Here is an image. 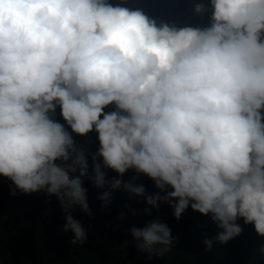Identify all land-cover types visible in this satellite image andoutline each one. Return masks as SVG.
<instances>
[{"label": "clouds", "instance_id": "obj_1", "mask_svg": "<svg viewBox=\"0 0 264 264\" xmlns=\"http://www.w3.org/2000/svg\"><path fill=\"white\" fill-rule=\"evenodd\" d=\"M194 12L206 26L109 0H0V177L13 196H55L72 244L87 240L71 215H91L84 178L108 189L105 207L123 188L177 221L189 208L210 216L220 245L241 219L264 237V0H201ZM93 132L89 153L75 137ZM130 170L158 191L124 181ZM130 234L148 260L175 244L159 220Z\"/></svg>", "mask_w": 264, "mask_h": 264}, {"label": "trees", "instance_id": "obj_2", "mask_svg": "<svg viewBox=\"0 0 264 264\" xmlns=\"http://www.w3.org/2000/svg\"><path fill=\"white\" fill-rule=\"evenodd\" d=\"M109 2L140 8L149 16L167 22L189 21L193 26H206L208 23V16L201 19L194 12L195 4L201 0ZM56 118L64 123L59 109ZM75 139L89 153H95L99 148L95 132L86 138L77 136ZM88 163L91 174L90 156ZM105 171L108 179L119 178L112 170ZM134 178L135 183L144 184L147 194L158 191L153 181L143 175L137 177L133 170L122 179L127 182ZM82 186L87 190L91 215H84L78 207L71 215L85 228L87 240L83 244H72L73 233L63 230L66 214L55 196L49 198L44 192L25 195L19 191L13 196L10 194V189L14 190L11 181L0 177V264H264V257L256 251L264 246V237L257 235L253 225H244L242 219L237 221L243 228L242 234L226 245H220L215 242L220 230L210 216L194 213L189 208L177 221L168 204L161 203L158 209H153L143 197H130L123 188L111 194V203L105 207L99 197L107 188L97 189L88 178L83 179ZM145 208L151 215H144ZM154 220L167 224L175 244L166 256L148 260L147 253L137 250L130 229L133 226L143 228L147 222ZM205 238L214 241L211 251L205 250Z\"/></svg>", "mask_w": 264, "mask_h": 264}]
</instances>
